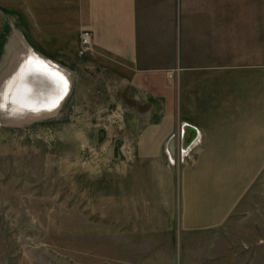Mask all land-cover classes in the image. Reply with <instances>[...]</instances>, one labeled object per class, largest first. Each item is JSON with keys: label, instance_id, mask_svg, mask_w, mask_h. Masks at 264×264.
<instances>
[{"label": "crops", "instance_id": "1", "mask_svg": "<svg viewBox=\"0 0 264 264\" xmlns=\"http://www.w3.org/2000/svg\"><path fill=\"white\" fill-rule=\"evenodd\" d=\"M83 31L90 33L91 50L80 56ZM88 77L128 101L138 97L148 105L140 117L155 120L136 135L139 150L154 152L158 174L130 182L152 183L156 211L166 221L176 209L184 221L203 213L195 203L203 194L216 212L205 223L220 228L233 209L229 202L222 206L226 188L216 192L214 207L212 188L203 193L187 181L178 195L164 151L182 121L189 127L182 135L188 142L195 137L189 145L195 160L186 167L193 182L245 183L258 175L264 165V0H0V104L21 105L25 118L36 110L56 114ZM41 79L45 96L35 95L45 106L37 109L21 92L31 86L36 93ZM12 81L18 89L4 90ZM134 187L130 192L139 193ZM144 202L138 205L146 208ZM124 221L125 233L132 232Z\"/></svg>", "mask_w": 264, "mask_h": 264}, {"label": "rangeland", "instance_id": "2", "mask_svg": "<svg viewBox=\"0 0 264 264\" xmlns=\"http://www.w3.org/2000/svg\"><path fill=\"white\" fill-rule=\"evenodd\" d=\"M100 83L84 78V90L76 88L53 115L36 110L25 118L21 105L0 104V264H264V165L251 182L196 183L186 168L196 148L182 151L176 143L171 155L167 148L178 195L187 181L203 193L212 188L214 207L216 192L226 188L221 203L233 209L213 230L205 222L216 212L199 192L203 200H194L203 213L184 221L176 209L166 221L152 183L130 182L158 174L154 152L138 149L136 132L155 122L140 117L148 105ZM16 89L14 81L4 86ZM230 191L238 197L231 200Z\"/></svg>", "mask_w": 264, "mask_h": 264}, {"label": "built area", "instance_id": "3", "mask_svg": "<svg viewBox=\"0 0 264 264\" xmlns=\"http://www.w3.org/2000/svg\"><path fill=\"white\" fill-rule=\"evenodd\" d=\"M91 50V42H90V33L87 31H83L80 33L79 35V44H78V55L82 56L84 54H86L87 52H89ZM182 125H181V129H180V134L177 135V137L175 138V136H173L170 139L169 144L173 146V149H175V144L177 143L178 145V149L185 151V149L187 150L189 145H191L192 141L195 139V137H193V140H191L190 142H188L186 144V147L183 148L184 145V136L182 135ZM196 136V134L194 135ZM190 148V147H189ZM170 151V150H169ZM170 161L173 163V159H170Z\"/></svg>", "mask_w": 264, "mask_h": 264}, {"label": "bare ground", "instance_id": "4", "mask_svg": "<svg viewBox=\"0 0 264 264\" xmlns=\"http://www.w3.org/2000/svg\"><path fill=\"white\" fill-rule=\"evenodd\" d=\"M23 40V39H22ZM25 43V42H24ZM12 49V48H10ZM9 53V52H8ZM47 59V58H46ZM60 69V68H59ZM59 75V74H58ZM60 78V75L58 76ZM42 84H37L36 87H34L33 89L36 91V93L31 89V86L28 87L26 86L25 88H23L22 92L23 93V96H24V100H27L28 102H34V105L37 104V103H40L39 102V99H38V95H35L37 93H39V98H43L45 95H44V89L46 88L44 85L46 83V81L42 80ZM68 97V96H67ZM36 106V105H35ZM188 124H182V132L186 133L188 132ZM185 138V137H184ZM184 140V145H183V148L186 147V144L188 143L187 141V138L183 139ZM168 144V143H167ZM170 150V148H168ZM191 148H188L187 150L185 151H189ZM167 150V151H169ZM169 154H170V151H169ZM172 154V153H171ZM170 154V155H171ZM171 162V161H170ZM172 163V162H171Z\"/></svg>", "mask_w": 264, "mask_h": 264}, {"label": "water", "instance_id": "5", "mask_svg": "<svg viewBox=\"0 0 264 264\" xmlns=\"http://www.w3.org/2000/svg\"><path fill=\"white\" fill-rule=\"evenodd\" d=\"M184 139H185V138H184ZM170 144H171V142H170ZM168 148H170V153H172V150H174V149H173V146H172V145H169Z\"/></svg>", "mask_w": 264, "mask_h": 264}]
</instances>
